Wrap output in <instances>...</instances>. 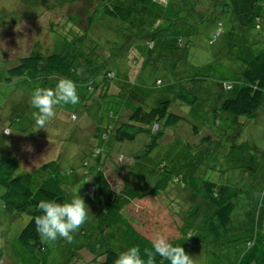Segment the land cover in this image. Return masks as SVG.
Wrapping results in <instances>:
<instances>
[{
    "label": "rangeland",
    "instance_id": "374dc122",
    "mask_svg": "<svg viewBox=\"0 0 264 264\" xmlns=\"http://www.w3.org/2000/svg\"><path fill=\"white\" fill-rule=\"evenodd\" d=\"M71 1L0 0V60H7L9 66L20 56L62 54L72 62L69 79L77 85L80 98L75 106H57L55 118L45 129L38 130L32 118L35 109L29 103L31 94L37 87L54 88L57 79L0 82V151L13 152L23 170H32L58 158L60 177L67 191L86 199L84 181L81 185L80 180L77 188L67 185L72 182L70 171L80 176L88 163L100 161L116 182V190L127 182L139 195L156 192L161 202L181 215L190 206L189 193H192L175 182V177L193 176L216 184L236 183L249 191L242 195L234 212L244 237L216 246L209 236L199 239L202 227L197 226L199 238L194 237L189 243L199 239L201 246L190 256L194 264H264V103L254 118L214 112L220 98L232 96L236 91L238 82L242 81L243 67L253 57L254 50L264 47V17L261 28H252V24L243 29L228 11L216 8L214 0H167V4H154L146 10L145 25L150 26L161 13L165 18L174 13L175 20L185 24L157 41L159 45L164 42L163 49L159 46L148 49L142 39H128L135 33L129 31V25L143 23L134 13L128 21L130 24L99 19L88 31V38H84L83 22L80 20L74 26L68 15L71 12L84 19L81 11L89 5V0ZM217 20L221 22V33L209 44ZM167 24L165 21L161 27ZM98 66L101 68L97 69ZM107 71L113 75L105 80ZM192 78L201 81L192 85V80L188 81ZM224 80L232 84L227 91L221 89ZM184 84L198 96V102L193 107L178 102L171 105L170 111L183 119L166 129L165 137L150 153L143 152L148 140L144 134L134 141L113 139L109 129L124 120L132 108L151 106L162 95H171ZM5 127L11 134L3 133ZM205 135L210 139L202 141ZM240 145H248L246 151L249 145H254L263 152L255 157L252 150L247 151L250 159L255 157L256 166L245 164L251 160L242 157ZM96 148L104 154L91 157ZM84 158L88 161L85 166L81 163ZM90 180L87 178L86 182ZM2 191L0 187V194ZM192 195L193 200L195 195ZM88 202L90 199L85 203ZM141 206L136 204L137 212ZM125 214L138 223L141 221L138 213ZM27 220L25 214H7L0 201V264H35L18 242V234ZM93 221L92 214L81 228L87 229ZM79 230L72 233L70 243L62 238L41 239L45 245L43 258L52 264H61L62 259H71L70 264H89L91 252L100 247V237L90 232L85 248L78 249V256L73 257L78 243L84 239ZM103 236L106 246L118 255L125 251L113 230H105ZM175 243L183 247V241Z\"/></svg>",
    "mask_w": 264,
    "mask_h": 264
},
{
    "label": "trees",
    "instance_id": "16d2710c",
    "mask_svg": "<svg viewBox=\"0 0 264 264\" xmlns=\"http://www.w3.org/2000/svg\"><path fill=\"white\" fill-rule=\"evenodd\" d=\"M73 1L76 0L71 2ZM214 1L217 3L216 8H222L223 12L228 11L233 21L241 28L247 29L252 24V28L256 26L261 28V18L264 17V0ZM162 3L167 4V0H89V5L81 11V16H84V19H80L76 14L70 12L68 21L74 26H78L81 20L83 22L82 36L88 38V31L100 21L99 19L109 18L111 22L115 20L123 24L128 23L134 13L139 16L138 19L143 23L141 25H129V31L135 30V33L128 36V39L138 37L145 42L148 49H154L158 46L163 49L164 42L159 45L157 41L167 37L169 32L181 29L185 22H177L176 18L173 17L174 13L169 18H165L164 13H161V17H153L154 20L151 21L150 26L145 25L146 10L150 9L151 5ZM165 21H168V24L166 27H161ZM149 27L152 28V31L148 30ZM220 33L221 22L217 20L208 43L211 44ZM177 43L179 44V42ZM181 46L179 44V47ZM8 63L7 60H0V82L10 83L22 79L24 81H45L49 78H56L58 81L61 77L69 79L73 71L72 62L59 53L20 56L16 63L9 66ZM99 68L101 67L98 66L97 69ZM109 75H113L111 71L104 74V79H107ZM241 78L242 81L238 82L234 94L223 96L216 103L215 113L226 112L247 118H254L257 115V111L264 103V47L254 50L253 57L243 67ZM191 80L192 85H194V83L197 84L201 81V78H192L188 81ZM220 85L223 91L232 87L228 80L222 81ZM175 102L193 107L198 102V96L184 84L172 91L171 95H162L151 106L136 105L126 114V118L119 120L117 126L110 128L109 132L117 142L134 141L138 135H146L148 140L143 152L150 153L165 137L166 129L176 126L183 119L182 115L170 111L171 105ZM153 126H156V130H153ZM193 128L198 127L193 126ZM194 132H197L196 129ZM208 139L210 136L205 135L202 141ZM246 146L248 145H240L242 157L245 159H250L248 150H252L255 157L263 154L254 145H249L246 151ZM101 153L104 154L103 150L96 148L92 150L91 157L96 158ZM255 157L245 164L251 167L256 166ZM119 160H121V156ZM59 161L58 158L52 159L43 162L32 170H23L13 152L9 150L0 151V187L3 189L0 194V201L7 214H25L28 217L18 234V242L35 264H52L42 256L45 245L37 235L33 219L34 216L41 214L35 210L36 205L41 199H54L58 203H63L69 202L77 196L67 191L66 184L61 180ZM91 162V164L88 163L87 159L84 158L81 162L82 165L85 166L87 163L89 165L85 173L79 176L71 170L72 182L67 184L77 188L79 181L82 180L81 185L84 181V185H87V199H90V203H86L89 208L88 217L94 215L91 226L87 229L80 228L79 234L83 235L82 238L84 239L78 243L76 251L72 254L73 257L78 256V249L85 248L84 243L91 232L99 235L100 247L94 249L93 252L86 248L93 255L89 264H114L118 253L108 248L104 243L103 233L107 229L116 233L125 250L131 246H139L142 256L145 248L151 249V240L157 233L168 236L169 242L173 246H177L175 243L177 240L183 241V248L188 255L191 253L194 255L201 246L199 239H206L207 236L210 237L211 243L216 246H223L244 237L243 229L236 224L234 212L239 208L242 195L249 191L236 183L216 184L209 180H196L193 176L189 178L185 176L175 177V182H180L182 188H189L191 193L195 195V199L192 200L193 195L189 193V197H191L190 206L181 215L161 202L156 192L139 195L127 182H123L116 190L114 188L116 182L104 170L103 163L96 160ZM87 178L91 180L86 182ZM78 192L80 193V190ZM82 198L86 202L87 199ZM198 199L199 201H197ZM138 203H141L142 208L137 212L136 204ZM126 212L138 213L141 221L138 223L126 216ZM199 222L201 224L198 225ZM197 226L202 227L200 230L202 237L200 238L197 237L199 231H195ZM194 237L199 239L192 244L189 243ZM247 244H250V240L247 241ZM71 261V259H62L61 264H70ZM155 261L156 264H169L168 261L163 260L158 255Z\"/></svg>",
    "mask_w": 264,
    "mask_h": 264
},
{
    "label": "clouds",
    "instance_id": "9594fccd",
    "mask_svg": "<svg viewBox=\"0 0 264 264\" xmlns=\"http://www.w3.org/2000/svg\"><path fill=\"white\" fill-rule=\"evenodd\" d=\"M79 102L77 85L73 80L64 77L58 79L54 88H35L29 100L30 106L35 109L32 118L38 130L45 129L46 125L55 118L57 106L68 104L75 106ZM3 133L11 134V131L5 127ZM121 163H123L122 158ZM35 210L41 213L33 219L37 235L42 240L56 241L62 238L69 243L73 239L72 233L78 231L88 220L89 212L80 195L63 203H58L54 199H41ZM151 245V249L143 250V256L139 246L129 247L118 255L114 264H156L157 255L169 264H194L192 256L188 255L183 247L173 246L169 242V237L162 233L153 236Z\"/></svg>",
    "mask_w": 264,
    "mask_h": 264
}]
</instances>
